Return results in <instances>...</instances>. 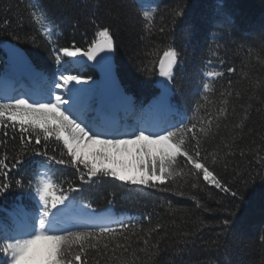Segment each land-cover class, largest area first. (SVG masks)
Listing matches in <instances>:
<instances>
[{
	"label": "trees",
	"instance_id": "16d2710c",
	"mask_svg": "<svg viewBox=\"0 0 264 264\" xmlns=\"http://www.w3.org/2000/svg\"><path fill=\"white\" fill-rule=\"evenodd\" d=\"M153 9L149 31L139 13ZM93 21L112 28L118 74L137 107L147 108L160 92L156 64L163 51L172 46L181 52L171 97L177 109L171 121L191 120L211 129L207 137L201 134L202 147L216 155L215 172L239 194L233 198L202 178L197 183L183 174L168 191L109 178L84 184L73 194L75 202L94 209L113 203L117 215L137 225L127 241L105 240L107 249L101 244L99 250H89L88 264H264V0H0V41L22 46L36 70L49 77L59 74L53 49L58 52L73 41L86 48L98 38ZM2 56L0 48V70H5ZM65 67L71 71L64 74L91 77L98 86L96 72L80 59L68 58ZM229 67L236 71L229 73ZM208 72L215 75L209 77ZM203 83L209 84L207 90ZM221 108L227 109L224 116L219 115ZM210 117L217 119L209 124ZM17 133L0 128V159L7 157L8 164L0 169V184L10 185L0 193V235L11 233L21 209L39 206L33 197L45 177H33L47 171L40 165L44 157L33 155ZM56 147L49 143V155L59 158V152H52ZM13 157L24 163L14 166ZM186 171L181 162L178 173ZM52 173L48 179L57 195L69 184H80V173L70 165L54 164ZM225 219L230 222L227 228L222 225ZM149 229L155 231L146 246L143 238ZM0 262L8 264L9 255L0 252Z\"/></svg>",
	"mask_w": 264,
	"mask_h": 264
},
{
	"label": "snow or ice",
	"instance_id": "6c2138e0",
	"mask_svg": "<svg viewBox=\"0 0 264 264\" xmlns=\"http://www.w3.org/2000/svg\"><path fill=\"white\" fill-rule=\"evenodd\" d=\"M154 11L144 10L139 13L144 29L149 31ZM176 15L179 16L180 13ZM44 18H47L46 14ZM93 23L95 24V21ZM95 26L97 31L94 35L99 39L89 41L86 48L76 46L73 41L70 46L60 47L58 52L53 49V52H56L58 76L49 77L24 60L29 75L45 84L41 89V99L47 102H41V99L29 102L23 94L0 96V128H11L13 133H17L18 129L17 134L22 144L31 146L33 155L44 157L40 165L47 170L43 173L37 171L33 177H45L38 182L33 197L38 199L39 206L31 211L21 209L11 233L0 235V252L9 255L11 264H88V251L99 250L101 244L107 249L105 240L127 241L128 233L134 231L137 225L130 220L126 222L116 218L110 206L99 213L93 210L87 221L73 225L83 230H55L56 225L64 222L63 217L67 215V210L75 203L73 194L81 191L82 185L95 183L97 179L109 178L125 185L162 187L164 191H168L175 178L183 174L194 178L197 183L202 178L207 185L233 198L239 194V189H234L232 184L215 172L216 155L208 153L202 147L201 134L207 137L210 128L198 127L197 123L191 120L187 123L180 120L156 123L148 118V114L154 110H176L175 105L171 103V97L174 94L175 70L180 64L181 52L172 46L163 51L156 64L158 75L163 78L159 81L160 92L152 98L147 108L137 107L135 100L123 92L115 81L112 57L116 46L112 28L101 24ZM45 35L50 37L52 31H46ZM61 54L64 60H61ZM68 58L94 61L95 66L105 72L110 81L107 99L91 77L64 74L71 71L65 67ZM145 70L147 71V68ZM227 71L233 73L236 69L229 67ZM207 75L211 77L215 74L208 72ZM202 87L207 90L209 84L203 83ZM97 98L100 100L102 114L89 118V103ZM117 108H122L126 116H134L133 122L127 124L114 117L109 118L108 113ZM226 113L227 109L221 108L219 115L224 116ZM215 119L217 117H210L209 124ZM153 128L158 130L150 131ZM4 135H7V132ZM15 138L14 135L13 139ZM51 142L57 144L52 152H59V158L49 155L48 146ZM133 150V159L125 161L122 158L124 154L132 155ZM243 154L241 152V155ZM6 159L7 157L0 159V169L8 167ZM13 162L16 166L23 164L24 160L13 157ZM181 162L183 169L187 171L178 173ZM54 164L74 167L80 173V184H69L67 191L61 189L57 195L56 187L47 178L53 174ZM16 183L19 184L20 181ZM9 187L7 183L0 184V193L6 192ZM229 224L227 219L222 222L225 228L229 227ZM29 227L30 230H27ZM159 227L161 226L157 225V228ZM154 231L155 229L146 230L144 245H149L147 237ZM135 234L139 239L140 233ZM41 241L45 242L43 246L39 244ZM115 247L127 251L123 244H116Z\"/></svg>",
	"mask_w": 264,
	"mask_h": 264
},
{
	"label": "water",
	"instance_id": "95a60500",
	"mask_svg": "<svg viewBox=\"0 0 264 264\" xmlns=\"http://www.w3.org/2000/svg\"><path fill=\"white\" fill-rule=\"evenodd\" d=\"M1 46L8 52L9 61L12 63L9 66V69L12 72L16 70H26L24 66V60H27L30 63V58L27 52L20 45L12 43V42L2 41ZM85 63L89 64V66H91L98 72L99 77H100V90L103 94L108 95L110 81L107 78L105 72H103L100 67L95 66L94 61H86ZM112 64H113L116 84L123 91L122 85L118 77V72L116 69L115 52L113 53Z\"/></svg>",
	"mask_w": 264,
	"mask_h": 264
},
{
	"label": "rangeland",
	"instance_id": "374dc122",
	"mask_svg": "<svg viewBox=\"0 0 264 264\" xmlns=\"http://www.w3.org/2000/svg\"><path fill=\"white\" fill-rule=\"evenodd\" d=\"M162 79L163 78L160 77V80H162ZM4 92H6V91H4ZM129 131H131V129H129ZM108 138H111V137H108ZM129 147H132V146H129ZM133 155H134V150H133L132 155L124 154V156L122 158L125 159V161H130L133 159ZM110 208H111V210L114 213L116 218L123 219V216L117 215L111 206H110ZM104 209L105 208H103L102 210H104ZM102 210H94V211L99 213ZM92 211H93L92 209L75 206V207H73L72 210L67 211V215L63 217V220H64L63 223H65V222H67V223H78L79 221L85 222L88 220L89 215ZM69 215H72L74 217V219L70 218ZM63 223H61L60 225H62ZM55 229H57V225H56ZM27 230H30V228H28Z\"/></svg>",
	"mask_w": 264,
	"mask_h": 264
}]
</instances>
